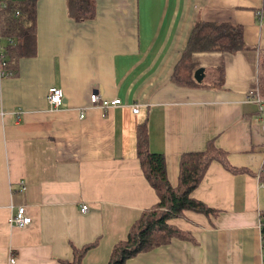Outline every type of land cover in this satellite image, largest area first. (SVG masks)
<instances>
[{"label": "crops", "instance_id": "1", "mask_svg": "<svg viewBox=\"0 0 264 264\" xmlns=\"http://www.w3.org/2000/svg\"><path fill=\"white\" fill-rule=\"evenodd\" d=\"M261 6V0H95L93 18L75 22L66 0H38L35 54L19 57L14 73L1 68L0 33V264H63L80 251V264L109 259L112 245L159 200L136 156L135 131L145 120L148 148L164 154L173 186L182 153L211 140L245 170L211 162L191 196L216 212L185 210L169 223L186 238L125 264H262L264 186L257 171L264 115L245 101L264 47V24L255 17ZM197 21L240 25L246 49L192 53L204 68L201 84L176 85L170 74ZM49 86L63 90L55 109L48 108ZM91 92L120 104L104 110L90 103ZM16 205H24L29 225L9 224Z\"/></svg>", "mask_w": 264, "mask_h": 264}, {"label": "trees", "instance_id": "2", "mask_svg": "<svg viewBox=\"0 0 264 264\" xmlns=\"http://www.w3.org/2000/svg\"><path fill=\"white\" fill-rule=\"evenodd\" d=\"M38 0H0V33L5 37L1 45L3 65L1 68L7 72H16L19 57H31L36 50V12ZM257 10L255 17L264 24V0ZM95 0H66L68 16L75 22L87 21L95 15ZM18 15H15L16 12ZM242 27L228 22H195L181 56L177 59L172 74L171 82L185 87H198L201 81H196L192 74L197 69L192 62V53L221 52L234 53L246 49L243 44ZM13 38L15 43L9 39ZM257 71L255 81L251 86L258 88L259 94L264 98V47H258ZM223 66L217 67L216 72L221 75ZM145 120L136 128V156L140 164L142 175L146 178L151 188L155 190L158 201L150 208L141 211L126 232V237L119 240L111 247L109 259L101 264H125L126 259L147 251L161 244L170 242L174 238H186L188 232L180 230L169 223L173 217L190 210L205 215L213 214L216 209L209 207L204 202L191 196L193 189L200 184L209 164L218 161L229 172L244 171L242 167L230 164L227 151L208 141L205 148L200 151L184 152L179 157L177 184L172 185L166 176V162L164 154L152 152L147 133ZM258 172L259 184L264 186V160ZM264 251V209L258 213ZM82 250H86L83 247ZM81 252V251H80ZM77 253L75 259L63 264H80L82 253ZM264 255V254H263Z\"/></svg>", "mask_w": 264, "mask_h": 264}, {"label": "built area", "instance_id": "3", "mask_svg": "<svg viewBox=\"0 0 264 264\" xmlns=\"http://www.w3.org/2000/svg\"><path fill=\"white\" fill-rule=\"evenodd\" d=\"M16 13V12H15ZM62 88L56 87V86H49L48 92H46V99L48 102V108L55 109L62 105L63 102V95H62ZM89 101L92 103V105L98 106L102 109H108L109 106L120 104V98H116L113 100H107L106 98H103L100 96V94L96 92L89 93ZM256 103L258 106L259 111L264 115V98L261 97L259 94L258 88L255 86H250V89L246 91L245 94V101ZM132 111L137 112L138 106L132 105ZM83 112H80V117H83ZM81 210L87 211L88 207L86 205L81 204L80 205ZM31 217L27 214L26 209L24 208V205H16L15 206V212L11 214L10 219L8 220L9 224L15 225L17 227H25L30 224ZM14 259L10 258V261L12 262ZM264 264V260L263 263Z\"/></svg>", "mask_w": 264, "mask_h": 264}, {"label": "water", "instance_id": "4", "mask_svg": "<svg viewBox=\"0 0 264 264\" xmlns=\"http://www.w3.org/2000/svg\"><path fill=\"white\" fill-rule=\"evenodd\" d=\"M203 69L204 68H202V67H199V68H197L195 71H194V73L192 74V76H194V78H195V80L196 81H201L202 80V74H203Z\"/></svg>", "mask_w": 264, "mask_h": 264}]
</instances>
